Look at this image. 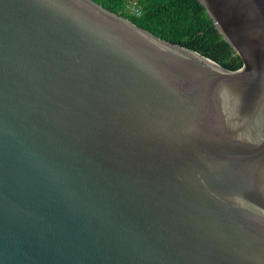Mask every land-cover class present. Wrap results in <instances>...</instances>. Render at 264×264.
I'll list each match as a JSON object with an SVG mask.
<instances>
[{
  "label": "water",
  "instance_id": "obj_1",
  "mask_svg": "<svg viewBox=\"0 0 264 264\" xmlns=\"http://www.w3.org/2000/svg\"><path fill=\"white\" fill-rule=\"evenodd\" d=\"M199 2L238 70L0 0V264H264V0Z\"/></svg>",
  "mask_w": 264,
  "mask_h": 264
},
{
  "label": "trees",
  "instance_id": "obj_2",
  "mask_svg": "<svg viewBox=\"0 0 264 264\" xmlns=\"http://www.w3.org/2000/svg\"><path fill=\"white\" fill-rule=\"evenodd\" d=\"M123 16L156 37L185 47L229 70H238L242 60L216 29L199 0H92ZM137 1L141 15L126 11Z\"/></svg>",
  "mask_w": 264,
  "mask_h": 264
},
{
  "label": "built area",
  "instance_id": "obj_3",
  "mask_svg": "<svg viewBox=\"0 0 264 264\" xmlns=\"http://www.w3.org/2000/svg\"><path fill=\"white\" fill-rule=\"evenodd\" d=\"M126 11L135 17H139L141 15V9L137 1L129 2L126 6Z\"/></svg>",
  "mask_w": 264,
  "mask_h": 264
}]
</instances>
